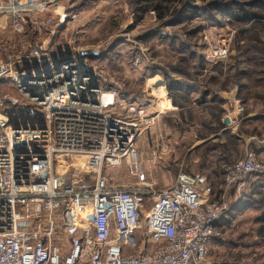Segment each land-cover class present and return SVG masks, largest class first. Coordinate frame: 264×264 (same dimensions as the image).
Segmentation results:
<instances>
[{
  "label": "built area",
  "instance_id": "2783aa9c",
  "mask_svg": "<svg viewBox=\"0 0 264 264\" xmlns=\"http://www.w3.org/2000/svg\"><path fill=\"white\" fill-rule=\"evenodd\" d=\"M62 2L0 0V29L24 36L0 39V264H210L229 193L264 164L248 149L218 194L185 176L158 189L137 165L136 183L112 186L106 172L130 162L156 118L82 56L76 33L60 40L80 18ZM232 42L216 37L208 61Z\"/></svg>",
  "mask_w": 264,
  "mask_h": 264
},
{
  "label": "rangeland",
  "instance_id": "374dc122",
  "mask_svg": "<svg viewBox=\"0 0 264 264\" xmlns=\"http://www.w3.org/2000/svg\"><path fill=\"white\" fill-rule=\"evenodd\" d=\"M62 3L80 18L59 29L60 40L76 33L78 46L96 50L95 57H88L104 66L124 86L123 98L142 100L153 117L157 113H153L156 109L151 101L158 94L153 86L157 78L169 72L183 75L185 80L213 73L204 83L207 80L209 85L217 86L219 93L235 90L236 101L242 104L227 112L223 110L224 114L220 108L210 110V114L218 112L228 118L232 129L219 134L218 144L211 143L198 150L191 149L195 141L220 133L230 124H219L213 118L200 123L194 110H189L191 114L186 118L178 113L155 119L153 129L136 143L130 162L106 172L112 186L136 183L130 165H137L148 183L158 189L185 176L190 181L210 184L218 194L227 169L241 160L248 149L264 164L260 147L251 148L245 141L264 139V20L243 25L220 11L224 4L230 3L236 10L241 6L264 19V0H63ZM193 9L195 14L185 18ZM223 34H233L231 51L225 61L213 65L208 61V51L212 41ZM22 38V34L8 28L0 29V39L11 47ZM239 109L247 116L261 118L242 124L244 115L240 112V116L231 119L229 112L234 115ZM229 202L228 214L217 224V235L210 242L208 263L264 264V174L249 178L239 192L237 187L232 189ZM61 240L65 244L64 237Z\"/></svg>",
  "mask_w": 264,
  "mask_h": 264
},
{
  "label": "crops",
  "instance_id": "0c3cea01",
  "mask_svg": "<svg viewBox=\"0 0 264 264\" xmlns=\"http://www.w3.org/2000/svg\"><path fill=\"white\" fill-rule=\"evenodd\" d=\"M68 6L71 7V5H68ZM72 6H75V4H72ZM92 57H95V56H92ZM201 74L194 77L193 80H185L183 75H180L175 72H169L168 74L161 75V78L156 79L155 82H157V84H155L153 87L155 88L156 92L159 95L156 94V96H154V99L151 101L153 103L152 108L156 109V112H153L154 114L157 113V117H155L156 120L158 118L165 117L167 115L174 117V116H177L178 113L182 114L180 116L181 118H186L187 117L186 115L190 113L189 110H192V111L194 110L197 117L201 119L200 123H202L203 120L206 122H210V119L213 118L214 121L217 120L219 124H222V123L224 124L225 118H223L222 115L219 116L218 112L210 114L209 112L211 109L218 110L220 108L221 109L220 111H222V114H224V111L227 112L228 109H232L234 108V106L236 108L237 106L242 107V104L239 105V103L236 101L237 92L235 90L229 93L226 91L225 93H219L220 91L218 90L217 86L209 85L207 83V80H206V83H204L203 81L206 77L209 78L213 73L209 76H204ZM134 101L141 105L144 103L140 99H135ZM184 111H186V113H183ZM242 112L243 111H241L240 113L236 110V113L234 115H231V113L229 112V116L231 119H235L237 118L239 113L242 114ZM242 115H244V117L242 118L243 121H241L242 124L243 123L247 124L250 122L258 121L261 118L258 115L247 116L246 114H244V112ZM232 125H233L232 123L229 126L225 125L226 126L225 130L221 131L220 133L213 134L207 139H204V138L198 139L197 141H195V144L191 149L198 150V149L207 147V145L211 143L218 144L219 134L224 133L226 131H231ZM231 133L232 134L234 133L233 130ZM256 139L247 138V140L245 141L248 143L247 145H249L251 148L254 145H258V147H260V150L264 152V146L255 143ZM221 143L222 142H220V144ZM114 186L115 187H126L128 186V184L125 186H122V185H114ZM240 189L241 187L238 188V192ZM226 214H228V212ZM225 215L224 217H226Z\"/></svg>",
  "mask_w": 264,
  "mask_h": 264
},
{
  "label": "trees",
  "instance_id": "16d2710c",
  "mask_svg": "<svg viewBox=\"0 0 264 264\" xmlns=\"http://www.w3.org/2000/svg\"><path fill=\"white\" fill-rule=\"evenodd\" d=\"M148 1H150V0H148ZM220 11H222V13L225 16L233 18V20H235L236 22L243 24V25L250 24V22L252 20L258 21V23H261L264 20L257 13H253L252 11H246L241 6H239V8H237V10H236V9L231 7L230 3L224 4ZM194 14H195V11L193 9V11L190 14H188L187 16H184V17L190 18ZM91 58H93V57L91 56Z\"/></svg>",
  "mask_w": 264,
  "mask_h": 264
},
{
  "label": "water",
  "instance_id": "95a60500",
  "mask_svg": "<svg viewBox=\"0 0 264 264\" xmlns=\"http://www.w3.org/2000/svg\"><path fill=\"white\" fill-rule=\"evenodd\" d=\"M96 56L97 55V51L93 50V49H86L82 52V56L87 57V56ZM224 124H230V120L228 118H226L224 120Z\"/></svg>",
  "mask_w": 264,
  "mask_h": 264
}]
</instances>
